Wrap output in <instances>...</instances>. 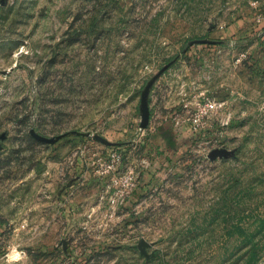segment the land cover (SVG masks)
Returning <instances> with one entry per match:
<instances>
[{"label": "rangeland", "instance_id": "rangeland-1", "mask_svg": "<svg viewBox=\"0 0 264 264\" xmlns=\"http://www.w3.org/2000/svg\"><path fill=\"white\" fill-rule=\"evenodd\" d=\"M262 27L264 0H0V264H264V95L222 81ZM172 61L183 101L143 132ZM202 92L228 125L194 128Z\"/></svg>", "mask_w": 264, "mask_h": 264}, {"label": "crops", "instance_id": "crops-1", "mask_svg": "<svg viewBox=\"0 0 264 264\" xmlns=\"http://www.w3.org/2000/svg\"><path fill=\"white\" fill-rule=\"evenodd\" d=\"M254 31L247 28L248 36L237 42V46L230 42L223 52V87L227 88V101L233 107L238 102L239 106L246 108L248 99L264 95V28ZM229 46L236 48L233 50ZM214 74L211 76L212 82L215 80ZM182 91L183 79L171 71L155 83L150 94V129L162 124H159L158 114L168 119L171 112L176 113L172 107L183 101Z\"/></svg>", "mask_w": 264, "mask_h": 264}, {"label": "built area", "instance_id": "built-area-1", "mask_svg": "<svg viewBox=\"0 0 264 264\" xmlns=\"http://www.w3.org/2000/svg\"><path fill=\"white\" fill-rule=\"evenodd\" d=\"M186 96L188 95L187 93L185 94ZM199 96H202V100L198 101L196 104V108H195V113L192 116V118L190 119L191 124L194 126L195 129H198L201 127V125L204 124L205 120L207 118H209L212 114H214L216 111L219 110H224L225 113V119L222 122L223 125H228L232 119H233V114L232 112H230L228 109V102L227 101H218L215 98H210L208 96H206L205 92H202L201 94H199ZM189 102L185 101L184 102V106L185 107H189ZM143 132H146L145 129H141ZM114 166L109 165L107 166L106 170L107 171H111V169ZM133 171H131L132 173ZM128 183V182H127ZM121 199V198H120ZM118 199L115 198L112 201L115 203ZM124 200V199H122Z\"/></svg>", "mask_w": 264, "mask_h": 264}, {"label": "water", "instance_id": "water-1", "mask_svg": "<svg viewBox=\"0 0 264 264\" xmlns=\"http://www.w3.org/2000/svg\"><path fill=\"white\" fill-rule=\"evenodd\" d=\"M199 42H208L206 40H200ZM195 43V42H194ZM174 63V61L170 62L166 66H164L145 86L142 96H141V102H140V112H141V129H148L150 120H151V108H150V94L151 91L155 85V83L164 75V73L171 67V65ZM31 134L39 141L46 142L49 144H54L58 142L63 136L48 138L45 136H42L41 134L37 133L36 130L32 129Z\"/></svg>", "mask_w": 264, "mask_h": 264}]
</instances>
